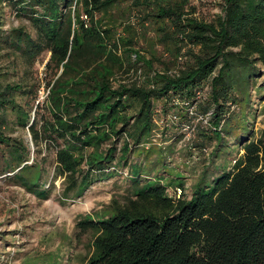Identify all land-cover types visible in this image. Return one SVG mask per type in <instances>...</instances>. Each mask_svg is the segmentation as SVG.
Listing matches in <instances>:
<instances>
[{"label":"trees","instance_id":"obj_1","mask_svg":"<svg viewBox=\"0 0 264 264\" xmlns=\"http://www.w3.org/2000/svg\"><path fill=\"white\" fill-rule=\"evenodd\" d=\"M201 1L203 15L199 0H0L4 170L40 199L61 175V202L125 181L80 218L96 230L87 264H264V128L251 129L256 102L264 115V0ZM26 128L34 163L15 134ZM155 131L164 145H148ZM193 150L204 157L187 191L173 173ZM59 254L36 248L17 264Z\"/></svg>","mask_w":264,"mask_h":264},{"label":"rangeland","instance_id":"obj_2","mask_svg":"<svg viewBox=\"0 0 264 264\" xmlns=\"http://www.w3.org/2000/svg\"><path fill=\"white\" fill-rule=\"evenodd\" d=\"M200 11L203 15L211 5L199 0ZM215 11L221 8L219 2H213ZM212 7V8H214ZM18 25L19 22L15 16H8L7 24ZM161 48V47H160ZM50 53L44 52L37 63L39 67V76H44L46 63ZM137 74L135 72L120 74L119 78L125 81H134ZM48 89L46 86L41 88V100L47 97ZM263 104L256 102L251 115V129L258 133L264 128V115L262 114ZM159 132V131H157ZM15 134L22 135L32 144V155L30 163L35 162V147L31 141V133L28 128L19 130ZM189 135V134H188ZM191 135V134H190ZM191 141V140H190ZM164 145L163 137L152 139L149 146L154 144ZM237 151L241 149L236 145ZM48 157L47 176L48 185L54 176V153L42 145L39 158ZM204 157L198 150H193V154L178 163L179 167L173 174L178 172L186 182L187 191L190 190L197 170L192 166L195 161ZM194 165V164H193ZM170 171L172 169H169ZM196 170V172H195ZM16 172V171H15ZM15 173L10 170H4V162L0 159V264H17L29 252L40 248L42 252H52L63 256V264H87L92 253V243L95 238V228L83 229L79 222L80 218L86 214H92L103 211V206L108 204L116 194L123 191L125 181L110 179L107 181H98L91 185V189L80 198L69 199L61 202V183L63 177L59 175L53 181L51 195L48 198L40 199L35 193L26 189L22 183L15 178ZM177 176V175H176ZM179 181V180H177ZM121 187V191L118 188Z\"/></svg>","mask_w":264,"mask_h":264},{"label":"built area","instance_id":"obj_3","mask_svg":"<svg viewBox=\"0 0 264 264\" xmlns=\"http://www.w3.org/2000/svg\"><path fill=\"white\" fill-rule=\"evenodd\" d=\"M48 93L49 92H47V94L46 95H48ZM191 109H193V107H191ZM186 129H189V127H187ZM189 132H190V129H189ZM158 136H160V133L159 132H157V131H155V135H154V138H153V140L156 138V137H158ZM189 138H191V136H190V133H189ZM179 193H181V190L179 191Z\"/></svg>","mask_w":264,"mask_h":264}]
</instances>
